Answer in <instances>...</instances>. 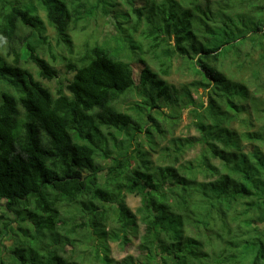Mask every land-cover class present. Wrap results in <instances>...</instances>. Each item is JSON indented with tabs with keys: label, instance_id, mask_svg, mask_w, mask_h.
I'll list each match as a JSON object with an SVG mask.
<instances>
[{
	"label": "trees",
	"instance_id": "1",
	"mask_svg": "<svg viewBox=\"0 0 264 264\" xmlns=\"http://www.w3.org/2000/svg\"><path fill=\"white\" fill-rule=\"evenodd\" d=\"M46 21L74 54L56 93L22 62L58 76ZM0 39V264H264V0H0ZM185 109L198 135L175 133ZM140 224L139 255L111 257Z\"/></svg>",
	"mask_w": 264,
	"mask_h": 264
},
{
	"label": "rangeland",
	"instance_id": "2",
	"mask_svg": "<svg viewBox=\"0 0 264 264\" xmlns=\"http://www.w3.org/2000/svg\"><path fill=\"white\" fill-rule=\"evenodd\" d=\"M125 5H121L122 8H124ZM126 8V7H125ZM47 23V21L45 22ZM114 18L109 16L106 18L100 17L97 20H94L89 26L82 31H76L72 33L73 37V45L75 52L80 51L85 43V41H89L93 43L96 40L102 41L104 39L110 38L111 35L116 33V29L114 24ZM48 27V34L50 37V43L51 47L49 48L48 45H46L43 49H41V54L49 60L58 70V76H56L52 80L42 79L38 77V71L34 64L22 61L24 66L29 68L31 71H33L34 76L37 79H40L41 82L47 86L53 93H56L59 86H65L66 83H68V80L71 78L72 73L69 71L67 67V61L64 59L65 57H71L74 54L69 53L66 51L63 46H58L57 42V35L55 30L47 23ZM27 34L24 32L20 34V37H18L14 43V45L17 48H21L23 45V42L26 39ZM24 40V41H23ZM26 42V41H25ZM250 44L244 49V51L241 53L242 57H246L245 53L248 52ZM259 52L255 50L252 53V58H249V60L255 61L258 59ZM0 58L5 59L8 63H13L14 56L11 54H8V43L6 40L0 39ZM180 60L175 61V67L174 70H172V73L167 76V79L172 83H174L176 86L180 87L182 84L190 83L195 78V75L189 70L180 65ZM134 67V73L135 78H139V73L141 72V69L144 67V64L141 61H135L133 62ZM244 74L242 76H246L250 74V71L243 72ZM240 76V75H239ZM0 87L2 88V82L0 81ZM199 93L203 92V89L200 87L198 88ZM197 93H194V97H197ZM264 95V94H263ZM177 135L182 136H193L198 135L196 129L191 124V115L189 112V109H185L182 112V118L180 125L178 126L176 132ZM151 146L155 147L154 144H151L149 142L146 143V147L148 149H151V152L154 153V159H160L162 158L160 150L157 148L155 150L151 148ZM158 150V151H157ZM199 147L195 149L193 152L189 151L187 154L188 158H192L195 156V154L199 151ZM126 197H127V203L129 207L136 211L137 207L140 205V196H138L135 191H126ZM5 204L4 202H0V226L3 224V221H6V219H11L13 217L12 214H9L8 211L5 210ZM144 225L140 224L139 228L135 233L129 234V239L127 244H123L121 240L119 241H110V253L111 257H113L115 260H122L124 257L128 255H133L134 257H137L140 253V235L143 233ZM131 238V239H130ZM5 244L11 243V241H8L6 238ZM69 249H71V246H68ZM3 248V246H2ZM71 254V252H69ZM4 255L6 253L4 252ZM98 264V263H97Z\"/></svg>",
	"mask_w": 264,
	"mask_h": 264
}]
</instances>
